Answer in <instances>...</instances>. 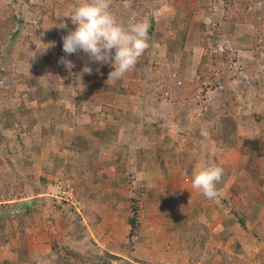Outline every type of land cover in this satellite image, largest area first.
<instances>
[{"label":"crops","instance_id":"1","mask_svg":"<svg viewBox=\"0 0 264 264\" xmlns=\"http://www.w3.org/2000/svg\"><path fill=\"white\" fill-rule=\"evenodd\" d=\"M41 1L27 0L25 5ZM62 3L63 7H71L66 0ZM42 23L37 25L38 33L31 36V40H39L45 33ZM13 40L4 48L5 56L17 58L13 72L20 73L21 78L32 77L37 70L31 61L35 57L32 61L35 65L37 56L32 53L20 58ZM1 71H11V68L4 67ZM0 82L3 83L2 95L3 88L19 89V83H12L5 77H0ZM95 83L91 80L90 89H95V94L101 97L92 111L96 112L101 104L111 105L112 99L113 107L123 112V117L112 121L109 127L105 125L107 119L91 121L86 114H80V117L74 114L66 120L58 111L50 123L44 125L47 120H39V116L45 114V109L52 113L57 110L51 102L49 108H39L31 103L29 110L16 109L18 116L32 125V133L35 132L28 137L32 149L31 154H27L37 160L33 168L39 170V177L32 181L35 189L29 195L31 201L28 205L20 203V208L31 207L33 199L38 198L40 201L45 199L47 207L25 209L30 212L28 219L31 221L35 212H51L47 214L51 227H35L32 233L37 235L23 246L29 262L55 264L51 250L54 242L44 243L52 236L57 239L56 245L60 241L73 255H66L70 263L77 259L78 263H82L81 260L95 263L98 259L94 254L106 252L130 264H141L137 261H143L142 264H264V156L256 157L253 150L242 156L237 147L229 145L232 135L260 134L264 143V129L254 125L244 127L235 115L218 113L209 114L203 123L199 120L196 129L185 130L187 126L169 114L178 127L174 123L171 126L163 116L168 110L163 112L161 107L157 108L155 118L149 116L154 122L147 123L143 114H137L139 111L129 114V106L118 96L115 98V93L100 92ZM17 100L22 106L26 105L23 100ZM134 107L139 109L138 104ZM81 117L85 120L83 128L77 121ZM106 118L113 120L110 115ZM72 120L70 128L59 126L61 121ZM95 128L104 133L93 141L91 135H97ZM167 137L169 141L166 142ZM192 137L203 148L202 159L199 146L194 147L196 143ZM184 141L191 147V152H195V158L200 159L188 162L178 158ZM202 165L224 169L222 180L217 184L219 195L214 200L192 188L193 171ZM39 184L41 188L37 189ZM56 186L75 192L78 206L69 202L72 208L63 197L55 196ZM133 196L140 223L137 234L129 238L126 220ZM163 200H172L178 210L162 212L160 203ZM72 211L80 216L74 219L77 224L73 222L67 226L58 212ZM191 244H194L193 250L198 251L197 259L185 251ZM9 261L16 262L12 258Z\"/></svg>","mask_w":264,"mask_h":264},{"label":"rangeland","instance_id":"2","mask_svg":"<svg viewBox=\"0 0 264 264\" xmlns=\"http://www.w3.org/2000/svg\"><path fill=\"white\" fill-rule=\"evenodd\" d=\"M62 1L42 0L40 2L43 8L40 10L39 16L43 21L42 31L45 33L39 40L34 39L33 41L30 39L32 34L25 28L26 23L34 24L33 20L36 21L28 9V5L21 2L19 8L15 9L11 0H0V21L10 6L13 8V13L21 11L22 17L25 18L24 25H16L18 30L23 33L18 32L13 38V46H16L20 58L24 57L22 55L35 53L37 56L35 65L32 62L35 57L32 58L31 63L32 67L35 66L39 71L27 80L25 79L24 83L14 82L19 83L17 86L19 89L14 91L12 99L7 98L6 101L5 96L0 92V243H2L0 244V264L11 258L16 260L14 263L28 264L29 257L23 246L31 242L32 236L37 235L32 233V230L35 227H46V229L51 227L50 219L47 216L51 212H35L31 221L28 219V212H25V209H40L42 205V208L45 209L47 207L45 199L42 201L37 200L38 198L33 199V207L24 205L25 209L20 208V203L26 205L30 203L29 195L35 189L32 181L39 177V170L36 167L33 168V163H37V160L28 155L31 154L29 151L32 147L31 144L29 147L28 137L30 133L35 134V132L32 133V125L26 120H22L16 109L31 108V103H35L39 108H49L48 103H54L57 106L54 113L45 109V114L39 116V120H47L46 122L43 120L45 125L50 123L51 117L57 114V111L61 112L63 116L65 115V119L73 117L74 106L92 112V108L96 107V100L98 99L99 102L101 96L98 97L95 94V89H90L91 80L96 82L95 85L100 92L111 93L103 91L100 84L108 81V74L113 70L112 65L88 61L93 71L91 74L85 73L82 70L87 56L83 52L67 56V59L74 64L70 70L58 62L60 58L58 56L51 65L52 70L49 69L48 73H43V60L47 53L55 50L58 43L62 44V37L67 35L69 30L75 28L71 19L66 17L71 9L63 7ZM66 1L71 5L70 0ZM77 1V5L83 2V0ZM249 1L246 11L254 12L249 17L251 23H235L230 20L233 14L232 9L225 5L223 0H112L110 10L121 24L127 26L131 22L138 21L149 24V48L140 57L135 68L126 73L122 79L115 82L109 81L112 84L119 83L118 85L123 86L128 80H134L139 83L141 90L134 96L124 94H114L113 96L115 98L118 96L122 103L129 106V114L137 113V111H139L137 114H141V116L143 114L147 123L154 122L149 116L155 118L158 112L157 108L161 107L163 112L165 109L168 110L163 116L171 126L176 122L173 117L171 119L169 114L185 124L187 126L185 130L189 128L194 130L199 120L200 123H203L204 118L209 114L214 116L223 111L225 103H234V113L226 115H235L234 117L244 127L257 126L251 124L250 110L256 109L255 104L258 103L259 112L264 113V22L261 19L264 14V0ZM255 12L257 13L255 14ZM61 20L68 25L67 29L56 27ZM172 29L184 31L185 40L182 48L174 52L173 60L169 63L165 56V38L169 36L167 31ZM174 40L179 42L178 38H174ZM181 50L186 55L183 66L180 68V77L177 78L175 69L179 63ZM222 51H227L230 57L220 65V70H212V73L205 75L199 82L195 74V67L200 55L203 53L219 54ZM16 62V57L5 56L4 48H0V71L8 66L11 71L15 70ZM60 66H63L64 69H60ZM162 68L165 69L162 70ZM53 77H55V81L51 80ZM2 84L0 82V89ZM95 85L93 84V88ZM224 87L232 93V99L225 93ZM17 99L23 100L26 105L22 106ZM87 103L91 104V107H87ZM110 103L109 107H113L114 100L111 99ZM136 104L140 110L134 107ZM103 106L105 107L104 104H101L97 111H103ZM162 110L160 109V111ZM167 114L168 116H166ZM142 120H144L143 117ZM77 121L78 125L83 128L85 120L81 117ZM95 121L103 122V117H97ZM69 122L61 121L59 126L64 125L63 127L70 128L73 120ZM54 123L57 122L54 121ZM260 127L264 129V122ZM91 129L90 127L89 131ZM247 131L249 132V130ZM235 136L244 137L246 135H232L230 141ZM167 141H169V137H167ZM192 141L196 143L194 147L199 146L201 152L199 156L202 159V146L195 141V137H192ZM184 143L179 150L178 158L188 162L200 159H196L195 152H191V147L186 141ZM32 154L35 155L34 152ZM39 186L36 188L40 189L41 186ZM135 192L138 193V188L135 189ZM72 194L74 197L76 193L72 191ZM47 198L49 199V197ZM75 201L78 200L75 198ZM65 202H68L73 208L68 200ZM58 213L61 217L71 214L73 220L76 218L74 217L76 213L73 211L67 215L65 212ZM74 224L77 222L75 221ZM49 237L50 239L47 238L44 243H57L55 242L56 238ZM17 245L19 246L17 247ZM7 246L8 248H6ZM57 246L59 249L65 248L60 241ZM67 256L72 257L73 255L69 253ZM67 256L65 255L64 264H94L91 260H81L82 263H78V259L77 262L70 263L67 261ZM119 262L115 260L110 264H119Z\"/></svg>","mask_w":264,"mask_h":264},{"label":"trees","instance_id":"3","mask_svg":"<svg viewBox=\"0 0 264 264\" xmlns=\"http://www.w3.org/2000/svg\"><path fill=\"white\" fill-rule=\"evenodd\" d=\"M11 1L14 3L13 5H15V9H16V8H19L21 2L26 3L27 0H11ZM69 2L71 4L70 9L72 10V8L77 5V3L75 2V0H70ZM223 2L225 3V5H228V7L232 9L231 11L233 14L230 18L231 22L248 23L249 21H251V18L249 17L252 14H254V12L250 10L246 11L247 7H249L248 5L250 3L249 0H223ZM42 8L43 7L41 6V3L35 4V5L34 4L28 5V9L30 10L32 16L36 18V21L33 20L34 22H32L34 24H30V23L25 24L26 25L25 28H27L28 32L32 34V36L33 35L35 36L38 33L36 27L37 25L41 23V17L39 16V14ZM12 9L13 8L11 6L7 8L5 11V16H3L2 21H0V48H5L11 42V40H13V38L18 34V32H20L16 25L18 24L22 26L25 23V20L22 17L20 9H19L20 12L19 13L16 12V14L12 12ZM256 13L257 12H255V14ZM261 19L264 22V14L261 17ZM14 26H16L15 29H14ZM167 33L169 34V36L165 38V56H166L167 62L171 63L173 60L174 52H177L179 49L182 48L183 42L185 40V33L182 30H176V29L169 30L167 31ZM174 38H178L179 42L177 43V41L174 40ZM64 55L65 53L63 52L62 44L58 43L55 50L51 51V53L49 51L47 55L45 56V59L43 60L44 66L42 67L43 73H46V72L48 73L49 69L52 70L51 65H53V62L56 61V57L58 56L62 57ZM185 55L186 54L183 52V50H181V53L178 59L179 63L177 65V68L175 69V74H177V78L180 77V74H181L180 68L181 66H183ZM228 57L230 56L227 51H222L219 54L203 53L202 55H200L198 62L196 64V67H195V74L197 75V80L199 82L202 81L205 75L212 73L213 72L212 70L214 69L220 70L221 69L220 65L223 62H226ZM59 68L64 69L63 66H60ZM163 69L165 68H162V70ZM36 70L37 72L35 73L37 74L39 71L37 68ZM0 77H5L6 79L10 80L12 83L14 82L24 83L27 80V78H21L20 73L13 72V71H0ZM54 79L55 77L51 78V80H54ZM224 88H225V93H227L232 99L233 97L232 93L228 90V88L226 87ZM13 89H14L13 86L3 88V91H4L3 96H5L6 98L12 97L14 93ZM102 90L115 93V94H124V95L134 96L139 93V91L141 90V87L137 81L128 80L123 86L117 85V84H110L107 82L103 83ZM224 105H225V109L221 111L220 114L234 113V109H233L234 103H231V104L225 103ZM255 105H256V109L253 108L252 110H250V117L252 119L251 124H255L258 127H260L261 123L264 122V113L259 112L257 108L258 103ZM73 111L75 115L86 114L90 118V120H93V121L96 120L97 117H100V118L103 117V120L107 119L105 122V125L107 124L108 127L112 123V121L121 119L123 117L122 110L116 107H109V106H105L103 111H99V112L97 111L95 113L93 111L91 112V111H88L82 108L80 109L79 106H74ZM107 115H110L111 117H113V120H110L111 118H106ZM95 130H96L97 135L95 136L91 135V140L93 137V141H96L97 138L99 139L100 138L99 136H102L104 133V130H100L99 128H95ZM92 131H93V128L91 129V132ZM229 144L232 147L233 146L237 147V149L239 150L242 156H247L248 151H251V150H253V153L256 157L264 156V143L262 141L260 134L253 135V136H244V137L235 136L231 139ZM73 151H76V150H73ZM78 170H80V168H78ZM160 208L162 212H171L173 210L175 211L178 210V206H175V203H173L172 200L168 202L163 200L160 203ZM65 213L67 215L69 212H65ZM74 217H76L75 219H79L76 214L74 215ZM126 221L128 225V237L130 238L131 236L137 234L139 230V223H140L134 196L133 198H131L130 214L127 217ZM63 222L65 225L71 226L72 225L71 223L74 222L71 214H68V216H63ZM55 245L56 244H52L51 246L52 254L55 256V264H63V259L65 258V255L69 254L70 251H68L66 248L59 249V247L57 245L56 247ZM193 249H194V244H191V245L186 246L185 251L191 254L193 259H197L199 256L198 251H194ZM94 255H96L97 256L96 258L98 259L96 260L94 264H110L111 260H114V261L116 260L117 262L120 261L119 256L108 254L106 252L95 253ZM141 263H144V262H141ZM3 264H16V263L12 261H5L3 262ZM28 264H31V262H28ZM119 264H130V263L128 261H123L122 263L119 262Z\"/></svg>","mask_w":264,"mask_h":264},{"label":"clouds","instance_id":"4","mask_svg":"<svg viewBox=\"0 0 264 264\" xmlns=\"http://www.w3.org/2000/svg\"><path fill=\"white\" fill-rule=\"evenodd\" d=\"M111 3L112 0H83L72 8L66 17L71 19L75 28L62 37L65 55L59 58V63L70 70L74 64L67 56L83 52L87 61L82 71L92 73L88 61L110 64L113 70L109 72L108 80L113 82L135 68L149 48V24L144 21L131 22L127 26L121 24L110 10ZM56 27L67 29L68 25L61 20ZM223 175L224 169L220 166H199L192 174V188L205 198L214 200L219 195L217 184Z\"/></svg>","mask_w":264,"mask_h":264},{"label":"built area","instance_id":"5","mask_svg":"<svg viewBox=\"0 0 264 264\" xmlns=\"http://www.w3.org/2000/svg\"><path fill=\"white\" fill-rule=\"evenodd\" d=\"M55 196L63 197L66 201L68 200L72 204H74L75 207L78 206L79 202L75 201V198L73 197V194L71 190H63L61 187L56 186L55 188Z\"/></svg>","mask_w":264,"mask_h":264}]
</instances>
